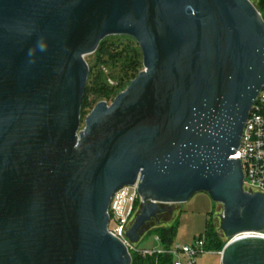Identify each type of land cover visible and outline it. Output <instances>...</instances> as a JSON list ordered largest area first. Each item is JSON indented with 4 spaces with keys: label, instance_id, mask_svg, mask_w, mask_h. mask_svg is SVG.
<instances>
[{
    "label": "water",
    "instance_id": "1",
    "mask_svg": "<svg viewBox=\"0 0 264 264\" xmlns=\"http://www.w3.org/2000/svg\"><path fill=\"white\" fill-rule=\"evenodd\" d=\"M127 36L144 70L82 127L86 57ZM264 87L250 0H0V264H132L109 231L137 185V244L162 205L223 206L221 264H264V194L233 159Z\"/></svg>",
    "mask_w": 264,
    "mask_h": 264
},
{
    "label": "built area",
    "instance_id": "2",
    "mask_svg": "<svg viewBox=\"0 0 264 264\" xmlns=\"http://www.w3.org/2000/svg\"><path fill=\"white\" fill-rule=\"evenodd\" d=\"M110 84L113 85L111 81ZM232 158L241 161L244 175V191L251 194H264V87L246 122L240 142V148L238 149L237 154ZM130 190L131 195H129ZM138 201L141 203L137 185L125 187L115 194L109 209V226L111 223H114V227L112 229L109 227V231L126 245L131 258L132 255L135 254L143 259L161 254L172 255L173 259H175L176 256L183 255L186 257L185 264H196L197 257L200 254L209 253L204 250L205 243L203 240L196 242L195 245L174 246L167 251L161 246L158 237H154L158 244L157 248L151 250H139L137 246L138 243L133 244L126 237L128 230L138 214L135 208ZM245 237H259L264 239V232L238 235L233 240ZM218 254L221 258L222 252ZM173 264L182 263L173 260Z\"/></svg>",
    "mask_w": 264,
    "mask_h": 264
},
{
    "label": "rangeland",
    "instance_id": "3",
    "mask_svg": "<svg viewBox=\"0 0 264 264\" xmlns=\"http://www.w3.org/2000/svg\"><path fill=\"white\" fill-rule=\"evenodd\" d=\"M108 38L109 39L106 38L107 41L97 49V51L100 49L101 52H98L96 54V51L94 54L86 57V62L95 66V64L99 63V60H104L105 62L112 61L115 64L111 66L108 62L109 69L107 68L104 71L106 75L112 74V76L117 77L122 61L120 57L116 56L115 51H112L111 49L116 46L118 48H124L128 44L132 45V47L134 48L135 45L131 40H124L113 36H111V38ZM98 56L103 59H98ZM140 60L141 68H139V70L141 72L144 70L142 53H140ZM94 69L96 71L97 67H95ZM131 82L130 80L126 81V88L124 89V91L127 89ZM117 96L104 100L95 99L91 95L87 97L86 102L87 104H89V106L87 108L81 109L82 126H84L86 117L91 113V111L98 103L106 102L108 104H111ZM129 195H131V190L129 192ZM139 206L141 208V203ZM159 215L160 218L158 217ZM222 215L223 206L214 203L206 193H198L194 195L189 202L181 205H162L160 207L158 215L153 218L144 228V233L142 234L140 239L141 241L137 246L139 250H151L157 248L158 244L156 243V240L154 238L155 230H151V232L147 234L148 230H150L154 226L171 225L175 223L176 220H178V223L176 232L172 237V247L180 245H195L196 242L202 239L205 240L207 225L209 223L213 225L215 231H217L228 243L229 240L223 235L220 230ZM109 227L112 229L114 227V223H111ZM174 260L175 262H181L182 264L186 263V257L183 255L176 256ZM220 261L221 259H219L217 255L210 252L200 254L197 257L196 264H220Z\"/></svg>",
    "mask_w": 264,
    "mask_h": 264
},
{
    "label": "trees",
    "instance_id": "4",
    "mask_svg": "<svg viewBox=\"0 0 264 264\" xmlns=\"http://www.w3.org/2000/svg\"><path fill=\"white\" fill-rule=\"evenodd\" d=\"M256 6L258 11L261 13L262 18L264 20V0H250ZM116 38L124 39V40H131L134 43V48L132 45H126L124 48L113 47L112 51H115L116 56L121 58L122 63L120 64V69L118 71V76H112V74L105 73V69H109L108 62L111 66L115 63L112 61H104L99 60V63L94 65H89V78L87 87L84 93V98L82 102V108H87L89 104H87L86 99L90 95L95 99H110L121 92L124 91L126 88L125 83L126 81L134 80L137 75L139 74L141 68V60H140V53L141 50L138 44L130 37L127 36H113ZM111 38V37H110ZM109 39V38H107ZM107 39L103 40L100 44L103 45ZM101 52L100 49L96 52ZM98 59H103L98 56ZM111 62V63H110ZM95 67L97 70L95 71ZM116 67V66H115ZM112 81L113 85L109 83ZM83 127V126H82ZM140 201H138L135 205L136 211H139L140 208ZM160 218V215L158 216ZM178 220L175 223L167 226H154L150 230H148L147 234L155 230V237H158L161 243V246L165 250H170L172 248V237L173 234L176 232ZM204 240V239H202ZM204 250L206 252L211 253H221L224 247L226 246L227 241L223 239V237L215 231L213 225L209 223L207 225L206 236L204 240ZM133 263L132 264H173V257L169 254H161V255H154L152 257H148L143 259L138 255H132Z\"/></svg>",
    "mask_w": 264,
    "mask_h": 264
},
{
    "label": "crops",
    "instance_id": "5",
    "mask_svg": "<svg viewBox=\"0 0 264 264\" xmlns=\"http://www.w3.org/2000/svg\"><path fill=\"white\" fill-rule=\"evenodd\" d=\"M214 254L217 255L219 259H221V258H220V255H219L218 253H214Z\"/></svg>",
    "mask_w": 264,
    "mask_h": 264
}]
</instances>
